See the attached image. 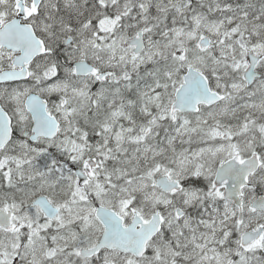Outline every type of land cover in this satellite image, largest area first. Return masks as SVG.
<instances>
[{
  "label": "snow or ice",
  "instance_id": "snow-or-ice-1",
  "mask_svg": "<svg viewBox=\"0 0 264 264\" xmlns=\"http://www.w3.org/2000/svg\"><path fill=\"white\" fill-rule=\"evenodd\" d=\"M0 264H264V0H0Z\"/></svg>",
  "mask_w": 264,
  "mask_h": 264
}]
</instances>
